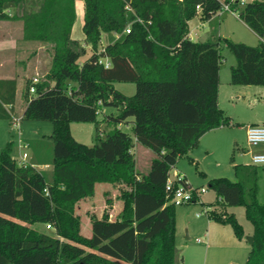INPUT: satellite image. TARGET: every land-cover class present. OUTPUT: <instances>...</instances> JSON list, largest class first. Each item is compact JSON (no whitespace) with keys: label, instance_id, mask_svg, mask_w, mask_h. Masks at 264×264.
<instances>
[{"label":"trees","instance_id":"16d2710c","mask_svg":"<svg viewBox=\"0 0 264 264\" xmlns=\"http://www.w3.org/2000/svg\"><path fill=\"white\" fill-rule=\"evenodd\" d=\"M26 1L0 0V22L21 21L23 40L51 50L42 79L24 82L20 120L52 123V171L47 181L34 167L17 163L12 141L1 149L0 264H175V206L166 181L204 134L231 125L217 101L221 45L235 59L231 85L264 87V1L232 6L261 39L249 46L221 37L189 39L188 22L197 15L210 20L220 11L217 0H82V32L91 54L81 64L86 50L71 40L75 0H37L36 11L5 13ZM113 34L120 38L100 50L102 36ZM118 83L134 84L135 93L123 95L114 87ZM16 86L15 78L0 79V120L11 119L4 107L15 102ZM105 107L116 110L104 115L113 129L92 146L77 142L70 125L94 124L98 132L97 116ZM126 123L132 136L119 128ZM135 144L153 154L142 176ZM255 166L264 165H244L249 175L237 181L207 182L220 201V209L207 215L211 221L229 225L241 240L243 228L226 208L243 207L252 225L244 264H264V204L257 199ZM233 168L237 175L239 166ZM99 184L118 190L122 208L114 220L108 211L92 214L85 237L76 209ZM183 184L188 186L185 178ZM34 224L49 226L55 236L32 229Z\"/></svg>","mask_w":264,"mask_h":264},{"label":"rangeland","instance_id":"374dc122","mask_svg":"<svg viewBox=\"0 0 264 264\" xmlns=\"http://www.w3.org/2000/svg\"><path fill=\"white\" fill-rule=\"evenodd\" d=\"M251 1L254 0H247V2ZM36 9L37 0H27L25 4H20L15 8L10 7L6 9L5 13L11 17L12 15L17 16L24 12L36 11ZM75 11L76 18L71 31V40L76 43L77 46L84 47L86 50V54L78 61V63L81 64L91 54L89 46L84 42V34L82 32V0H75ZM198 23H200L198 18L191 23L192 32H195L194 30H196L198 33L197 37H193L195 41L214 39L219 36L233 42H236L237 40H245L249 36L253 37L252 39H255V36H251V32L241 23L238 18V11L236 15L228 13V17L224 20L215 17L210 22H204L203 27L195 29V26ZM21 27L22 23L19 20L0 22V38L4 35V32L9 33L4 37V41L0 42V62L2 60L6 61L10 72L13 71L14 73L17 72L23 76H27V80L29 77L33 76L38 80H41L42 76L45 75L50 68L51 50L49 46L44 43L31 42L29 44H25L21 42ZM119 38L120 36L115 34L111 36H104V38H102V43H100V50L104 48L105 45L110 44ZM13 39H16L17 43L15 48L10 50L9 47L14 46L12 41ZM254 42L255 40H253V43ZM221 55L220 87L221 90H223L222 88L224 86L230 85L229 71L230 67L235 65V59L223 45H221ZM29 61L32 62V65L31 63L29 64ZM115 88L127 97L132 96L135 93L134 84L118 83L115 84ZM239 89H248V93H245L244 95L242 94V98L240 100H233L234 104L235 102L238 103L235 111L236 117L239 118L237 120H240V118L250 119L252 117L264 116V100L260 99L255 90L258 89V87L240 86ZM22 103L23 97L22 99L20 98V105ZM111 113L115 114L116 110L111 107H105L100 110V113L97 116L98 132H96L94 124H72L71 134L73 138L77 142L86 146L94 145L99 139H103L106 134L113 129V126H109L104 122V115H109ZM21 123V129L24 130L25 127L28 129L26 131V136L22 138L24 145L27 144V148L19 150L17 145L13 144V157L17 160V163H20L18 157H20L22 153H26L27 157L35 154H38L39 157L40 155H47V157L41 156L39 158V162H42L41 164H49V169H46V167L42 165L41 167L36 166V169L41 170L47 181H49L52 171L53 156L52 142L48 139V136L52 133V123L48 121L31 120H22ZM32 123H39L36 125H41V128L33 127L34 125ZM27 125L32 126L29 127ZM242 126L243 125H239V123H236L235 121H233V123L231 122V126H228V128L233 127L236 144L233 143L229 145V147H225L219 153L216 161L211 160L208 157L202 161L200 165H197L196 162L191 163L189 161L188 156H191V154H188L177 160L170 173V176L173 177L177 174L176 171L178 170L179 173H182L187 177L188 182L192 184L193 188H205L207 193L203 194L201 198L202 200L209 201L211 203V207L213 209L216 208V210L220 209V205L217 203L220 201L219 198L216 197L215 193L208 188V180L219 177H224L231 181L243 179L245 178V175H249V173H245L246 170H244V161H246V159L241 158L240 153L251 151L253 154H264L262 152L256 153L257 151L263 150L264 144L256 147H249L247 145L244 139L243 130H237L238 127ZM8 128L9 127L5 121H0V151L7 143H4L5 139H3V137L8 138ZM119 128L132 136L128 123L121 125ZM226 128L227 127H225V129ZM219 131L223 132V130ZM30 135H35L38 139H43L44 142H31L29 141L31 140ZM12 136H14V133ZM132 151L136 162L137 172L141 176L145 175L149 170L150 160L153 157L152 152L138 144ZM200 154H203L202 148H200ZM28 161L29 159H26V162ZM217 162L219 163V166L216 165ZM235 165L239 166L237 175H235L233 168ZM252 169L256 170L258 177V202L260 204H264V166H255ZM201 173L203 175H201ZM118 197L119 193L116 188L108 184H99L95 188V196L78 204L76 214L79 216L81 221V234L83 236L90 237L91 234V227L89 224L90 217L88 215L94 214L96 217H101L103 212L108 211L109 208L113 210L110 217L112 220L119 215L122 203ZM200 207L201 204L199 203L175 207V264H244L250 250L247 238L251 237L253 228L251 223L247 221L244 216L243 207L226 208L227 213L232 214L243 228L244 237L241 240H238L234 236V233L229 225H221L213 222L207 215H202L200 218H197L196 213L202 209V207ZM31 228L49 236H55L54 231L46 228L45 225L34 224ZM205 234L208 235L207 238L205 237ZM196 239H200L201 243H197Z\"/></svg>","mask_w":264,"mask_h":264},{"label":"crops","instance_id":"0c3cea01","mask_svg":"<svg viewBox=\"0 0 264 264\" xmlns=\"http://www.w3.org/2000/svg\"><path fill=\"white\" fill-rule=\"evenodd\" d=\"M20 15H17V16H20ZM233 15H236V14H233ZM215 17H218L221 20H224V19H226L228 17V13L227 14H225V13L218 14L217 13L216 15H214L208 21H202L200 19V16L197 15L195 18H193L191 21H189L188 22V27H189L188 37H189V39L194 41V42H197V41H195V39L193 37H197L198 33L196 32V30H194L195 32H192V28H191V23L196 18H198L200 20V23H198L195 26V29H199V28L203 27L204 22H210ZM241 23L245 26V28H247L251 32V34H252L251 36H255L254 37L255 39H252L253 37L249 36L245 40H237L236 43H243V44H246V45H249V46L258 45L259 42L261 41V39L257 35H255L242 21H241ZM7 34H9V33L4 32V35H2V37L0 38V42L4 41V39H5L4 37L7 36ZM104 36L105 35H103L102 38H104ZM219 37L223 38L222 36H219ZM253 40H255L254 43H253ZM12 41L14 43V46H10L9 47L10 50H12V48L14 49L15 46H16V43H17L16 39L15 40L13 39ZM21 42H23L25 44H29L32 41H25V40L22 39ZM101 43H102V41H101ZM30 63L32 65L31 61H29V64ZM31 65H30V67H31ZM29 70H31V69H29ZM18 74L19 73H17V72L14 73L13 71L10 72L8 70V66H7V62L6 61L2 60L0 62V79L15 78L16 81H17L15 102L12 105H7V106L4 107L6 109V111L10 114L11 119H10V121L0 120V121H5L7 123V125H8V127H9L8 128V134H9L8 138L3 137V139H5L4 143L12 141L13 144L17 145V147H18L19 144H23L24 145V143L22 141V138L26 136V133H27L26 131L28 130V129H26V127L24 128V130L21 129L22 128V123H21L22 120H20V122L18 123L19 125H17V126L13 125V119L14 118H21L22 113H23L24 108H25L24 100H23V103L20 105V98L22 99V91H23V87H24V82L27 80L26 79L27 76H23L21 74L18 75ZM31 78L33 79L35 77L34 76L33 77H29L28 80H31ZM114 87H115V85H114ZM239 88H240V86H234V85L230 84V85L224 86L222 88L223 90H221V87H220V71H219V88H218V99H217L218 106L222 110L224 116L229 118L230 124H231V122L233 123V121H235L236 123H239V125H243L242 127H238L237 130H241V129L243 130L244 139L246 141V129H247V127L248 126H264V116L252 117L250 119H242V118H240V120H237L239 118L236 117L235 111H236V108L238 106V103L235 102V104H234L233 100L234 99L235 100H240L242 98V94L244 95L245 93H248V89L246 90V89H239ZM255 90H256V93L259 95L260 99L264 100V87H259L258 86V89H255ZM263 103H264V101H263ZM32 124L34 125L33 127L41 128V125H36V124H39V123H32ZM27 126L30 127L32 125H27ZM129 127H131V126L129 125ZM71 129H72V124L70 125V130ZM219 130H223V132H221ZM224 130H226V131H224ZM11 133L12 134L14 133V136H12ZM30 137H31V140H29V141H31V142H37V143H43L44 142L43 139H38L35 135H30ZM7 139H9V140H7ZM233 143L236 144V139H235L233 127L232 128H228L227 127L226 129H225V127H221V128L215 129V130H211V131L207 132L206 134H204L199 139L198 145L188 153V154H191V156H188V159H189V161L191 163L196 162L197 165H200V163H202V161H204L208 157L211 160H215L216 161L218 159L219 153L225 147H229V145H231ZM25 146L27 148V144H25ZM135 146H137V144H135ZM200 148H202V153L203 154H200ZM144 152L147 153L146 151H144ZM261 152L264 153V148H263V150L257 151L256 153H261ZM252 154L253 153H251V151L240 153V157L246 159V161H244V165H252V163L250 161V158H251ZM41 156L42 155H40V157ZM44 156L47 157V155H43L42 157H44ZM40 157H39L38 154L37 155L35 154L33 156H30V157H27V159H29V161H31V162L28 161V162H25V164L30 165V166L34 167L35 169H36V166H40L41 167V165L45 166L46 169H49V164H41L42 162H39V158ZM18 159H20V157H18ZM216 165L219 166V163L217 162ZM37 171L42 172L41 170H37ZM176 172L178 174L183 175L185 177L187 183H189V185L192 186V184L190 182H188V179H187V177L184 174L179 173L178 170ZM206 193H207V191L205 192V194ZM201 196L199 197V204H201V207L211 204L209 201L202 200ZM86 200H88V199H86ZM86 200H84V201H86ZM84 201H82V202H84ZM112 212H113V210L109 208V210H108L109 217H111V213ZM91 215L92 214H90L88 216L90 217ZM89 224H90V220H89ZM205 237L207 238L208 235L205 234Z\"/></svg>","mask_w":264,"mask_h":264},{"label":"built area","instance_id":"2783aa9c","mask_svg":"<svg viewBox=\"0 0 264 264\" xmlns=\"http://www.w3.org/2000/svg\"><path fill=\"white\" fill-rule=\"evenodd\" d=\"M220 3V11L218 14L222 13H231L236 14L237 11L232 8L234 4H238L239 6H243L244 4L248 3L247 0H217ZM197 12H200V7H196ZM128 32V30H126ZM99 63H103L104 66L107 68L109 63L107 59L99 60ZM38 79L33 78L32 83H37ZM29 94H34V87L30 86ZM20 122V118L13 119V125L17 126ZM246 143L249 147H256L259 145L264 144V126H248L246 129ZM18 148L20 150L26 149L25 145L19 144ZM27 159V154L22 153L20 156V164H25ZM250 161L253 165H264V154H252ZM171 173V172H170ZM168 176V179L165 184V192L170 200V203L176 206H187L191 204L199 203V197L205 194L206 189L200 188L195 189L191 185L185 186L183 184L184 176L181 174H175L173 177ZM46 191V190H45ZM214 209L211 205L202 206V209L196 213V217L199 218L202 215H208L209 212L213 211ZM49 228V226H47ZM197 243H201L200 239H196Z\"/></svg>","mask_w":264,"mask_h":264},{"label":"water","instance_id":"95a60500","mask_svg":"<svg viewBox=\"0 0 264 264\" xmlns=\"http://www.w3.org/2000/svg\"><path fill=\"white\" fill-rule=\"evenodd\" d=\"M247 241H248V243H251L252 238L251 237L247 238Z\"/></svg>","mask_w":264,"mask_h":264}]
</instances>
